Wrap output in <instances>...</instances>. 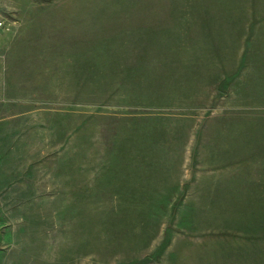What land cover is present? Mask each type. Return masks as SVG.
Instances as JSON below:
<instances>
[{
  "label": "rangeland",
  "instance_id": "obj_1",
  "mask_svg": "<svg viewBox=\"0 0 264 264\" xmlns=\"http://www.w3.org/2000/svg\"><path fill=\"white\" fill-rule=\"evenodd\" d=\"M74 1L0 0V264H264L255 7Z\"/></svg>",
  "mask_w": 264,
  "mask_h": 264
},
{
  "label": "crops",
  "instance_id": "obj_2",
  "mask_svg": "<svg viewBox=\"0 0 264 264\" xmlns=\"http://www.w3.org/2000/svg\"><path fill=\"white\" fill-rule=\"evenodd\" d=\"M184 1V0H183ZM202 0H199V2H201ZM231 3H235L238 5H246V6H254V13H255V17H250L248 16L246 19V22L252 23L253 24V31L250 32L249 31H243L244 34L247 35V40L251 41V44L253 46H259L258 48H256L254 51L253 49L255 47H253L250 51L249 54L253 55V57L255 58V62H254V67L255 68H261L262 66H264V59H257L256 56H258L260 53H264V0H231ZM67 5H76V6H87L88 5V1L87 0H80L77 2H73V3H69ZM246 22L244 25H246ZM16 32H11V31H5L2 30L0 31V87L5 88L4 85L6 84L8 77H9V73L11 70V66L9 63V59L10 56H12L13 54V50L18 46L17 44H19L20 42H18L16 44V41L14 44H10L11 40L13 38H15ZM21 36V35H20ZM8 39V40H7ZM261 44L263 45H260ZM242 53V49L240 48L238 53H237V58L234 61H239V54ZM233 61V62H234ZM235 64V63H234ZM238 65V64H236ZM236 65H232L231 69L233 67H236ZM7 85V84H6ZM5 85V86H6ZM2 98L4 99L5 97H3L2 95L0 96V102L2 100ZM1 133H5L2 131V129L0 130V134ZM1 141L3 142H7L6 140L2 139ZM8 143V142H7ZM224 182H232V189L235 190L237 193H249L251 195L252 198L256 197V196H261L264 194V177H233L230 180H223ZM261 201H263V198H261ZM259 242V241H258ZM258 246L264 247V245H260L258 244ZM245 250V249H244ZM249 252V251H248ZM250 254V253H249ZM252 256V255H250ZM252 259H259L256 256H252L250 257ZM264 258V256H263ZM260 262V261H259ZM258 261H256L257 264H259ZM247 264H254V261H249L246 262Z\"/></svg>",
  "mask_w": 264,
  "mask_h": 264
},
{
  "label": "built area",
  "instance_id": "obj_3",
  "mask_svg": "<svg viewBox=\"0 0 264 264\" xmlns=\"http://www.w3.org/2000/svg\"><path fill=\"white\" fill-rule=\"evenodd\" d=\"M0 26H2V23H0Z\"/></svg>",
  "mask_w": 264,
  "mask_h": 264
}]
</instances>
